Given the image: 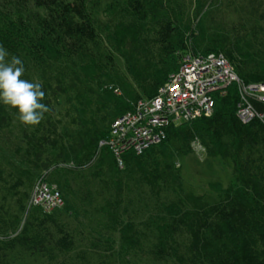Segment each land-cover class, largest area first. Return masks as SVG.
Returning <instances> with one entry per match:
<instances>
[{
  "label": "trees",
  "instance_id": "trees-1",
  "mask_svg": "<svg viewBox=\"0 0 264 264\" xmlns=\"http://www.w3.org/2000/svg\"><path fill=\"white\" fill-rule=\"evenodd\" d=\"M188 1L0 0V45L42 72L27 80L42 84L50 108L31 126L0 101V264L11 254L48 264H264V116L238 119L235 83L214 94L209 116L167 124L158 143L124 152L122 166L99 145L184 54L221 53L243 81H264V0H217L242 19L236 40L214 22L200 30L206 13L193 29ZM196 1V14L214 2ZM195 139L231 163L229 184L182 187L176 161ZM39 179L62 206L29 204Z\"/></svg>",
  "mask_w": 264,
  "mask_h": 264
},
{
  "label": "built area",
  "instance_id": "built-area-1",
  "mask_svg": "<svg viewBox=\"0 0 264 264\" xmlns=\"http://www.w3.org/2000/svg\"><path fill=\"white\" fill-rule=\"evenodd\" d=\"M230 83L237 86V116L242 123L263 118L254 102L264 104V81L248 83L234 71L221 53L184 54L177 71L171 73L152 98L138 100L133 108L113 119L106 145L122 166L121 156L128 150L142 153L165 136L164 126L209 116L214 107V94H225ZM201 148L197 139L192 143ZM29 204L50 211L62 206L63 200L55 186L41 179L33 186Z\"/></svg>",
  "mask_w": 264,
  "mask_h": 264
},
{
  "label": "rangeland",
  "instance_id": "rangeland-1",
  "mask_svg": "<svg viewBox=\"0 0 264 264\" xmlns=\"http://www.w3.org/2000/svg\"><path fill=\"white\" fill-rule=\"evenodd\" d=\"M190 15L193 17L192 28L194 29L195 25L199 21L201 15L206 13L205 22L208 24L206 27L204 25L200 26V30L209 31L208 27L212 28V23L220 24L223 27V30L227 33H232V40L239 39V37H244L245 33L242 31V19L239 18V15L236 11H232L223 3H218L217 0H214L213 3L207 4L203 7L202 11L199 14H196L199 6H197L196 0H189ZM210 11L209 13H207ZM210 14V16H209ZM114 58L120 70L126 72L125 62L117 54L114 53ZM35 72H31L30 68H25L24 75L22 79H30L29 76H33V80H38L39 75H33ZM32 74V75H31ZM49 94L50 89H48ZM52 95V94H50ZM51 103L55 100L52 95ZM60 107L56 105V111L62 112L68 107ZM52 116V114H50ZM47 116V115H46ZM201 145V144H200ZM176 166L180 174L182 187L184 189H190L198 193H207L210 190H213L216 187L215 184L219 183L222 186L229 184L233 180V172L231 163L228 160H221L219 158L209 157L205 154V150L201 145V148L197 145L191 147V151L177 159ZM5 204H10L6 199ZM68 218H66L67 220ZM69 220V219H68ZM71 220V219H70ZM114 238L119 242V233L113 234ZM79 246V245H78ZM10 264H48L43 258L35 255H27L24 257H18L16 254H11L9 256Z\"/></svg>",
  "mask_w": 264,
  "mask_h": 264
},
{
  "label": "clouds",
  "instance_id": "clouds-1",
  "mask_svg": "<svg viewBox=\"0 0 264 264\" xmlns=\"http://www.w3.org/2000/svg\"><path fill=\"white\" fill-rule=\"evenodd\" d=\"M9 53L0 45V101L18 110V119L25 125L36 126L50 112L43 103L45 92L39 82L22 79L24 62L17 56L8 59Z\"/></svg>",
  "mask_w": 264,
  "mask_h": 264
}]
</instances>
